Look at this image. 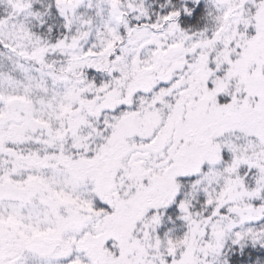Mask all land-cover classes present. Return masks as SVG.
I'll list each match as a JSON object with an SVG mask.
<instances>
[{
  "label": "snow or ice",
  "instance_id": "obj_1",
  "mask_svg": "<svg viewBox=\"0 0 264 264\" xmlns=\"http://www.w3.org/2000/svg\"><path fill=\"white\" fill-rule=\"evenodd\" d=\"M0 264H264V0H0Z\"/></svg>",
  "mask_w": 264,
  "mask_h": 264
}]
</instances>
